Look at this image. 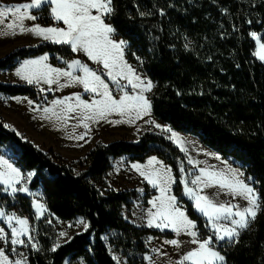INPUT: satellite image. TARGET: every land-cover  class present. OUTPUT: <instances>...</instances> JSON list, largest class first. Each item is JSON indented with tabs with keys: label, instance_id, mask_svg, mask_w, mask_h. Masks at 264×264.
Instances as JSON below:
<instances>
[{
	"label": "trees",
	"instance_id": "trees-1",
	"mask_svg": "<svg viewBox=\"0 0 264 264\" xmlns=\"http://www.w3.org/2000/svg\"><path fill=\"white\" fill-rule=\"evenodd\" d=\"M112 6L109 21L128 43L129 61L154 84L153 115L176 131L196 136L256 180V218L233 243L218 249L225 264H264V61L253 55L257 45L250 36L256 32L264 43V0H113ZM44 53L52 54L53 62L57 56L65 61L76 57L68 45L42 43L12 51L0 59V68ZM0 92L43 97L28 84L0 82ZM53 96L48 93L46 98ZM4 150L22 171L34 173L29 187L42 189L52 215L61 220L80 216L88 224L52 251L56 232L36 219L31 197L0 189V205L37 229L39 248H29L28 264H119L110 247L133 260L147 252L148 235L171 236L125 219L123 207L135 192L116 190L106 180L113 160L124 155L141 162L155 155L168 164L176 178L175 195L200 234H209L207 220L182 195L180 167L189 168L186 155L162 134L147 132L137 142H99L83 158L69 162L42 150L0 118V153Z\"/></svg>",
	"mask_w": 264,
	"mask_h": 264
},
{
	"label": "rangeland",
	"instance_id": "rangeland-1",
	"mask_svg": "<svg viewBox=\"0 0 264 264\" xmlns=\"http://www.w3.org/2000/svg\"><path fill=\"white\" fill-rule=\"evenodd\" d=\"M27 2H30V0H0V5H15ZM31 13L33 15H37L38 19L36 21L25 20V27H31L34 24H39L43 27H63V24L61 22H57L51 19L49 5H43L40 9H32ZM109 17L110 16L105 18V23L112 26L109 21ZM11 19H14V17H9V20ZM9 20H6L4 25H0V31L9 33L15 31L16 34L0 35V59L5 58L12 51L19 48L34 47L42 43H52L50 41L43 40L42 37L36 36L33 33L21 32L19 28H16L14 30L7 29L6 24L9 22ZM111 38L117 42L122 40L117 36L116 32L111 34ZM127 45L128 43L125 42L124 59L135 69L136 73L145 82H152L149 76L145 73V71L141 69V67L137 63L129 61L126 52ZM75 54L76 57L74 59L80 60L82 63L87 64L90 68L95 70L100 67L95 62L90 60L82 51H77L75 52ZM44 55L48 56V60L46 61V63L50 64L52 67L67 70V64L65 63V60L57 56V61L53 62L52 54L50 53H44L36 57L21 59L13 68H0V82L2 83L28 84L33 85L39 90L41 88L45 89V91H41L43 97L39 98L38 100L30 98L26 95L12 96L0 92V118L11 128L15 129L24 138L33 141L39 148L46 152L60 155L69 162H76L79 159L83 158L88 153V151L99 142L108 144L119 139L137 142L139 138L147 132L162 134L173 140L174 143L181 148V150L186 155L187 163L189 159L196 162L193 164L188 163L189 168H185V166L182 165L184 171L181 172L180 177L182 184V195L184 198L191 201L193 205H195V201L190 196L184 193V183H182V179L188 182V187L200 191L202 195H208L210 198H214V200L218 203L239 204L241 208L247 206V201L244 200L243 197L242 202L232 199L229 196L220 197L214 185L207 188H204L202 185H193L191 181L195 179L197 175H200L201 168H205L209 171H214L217 173H223V175L230 181H233L235 179L243 180L254 189L255 194L258 196V203L260 205V196L256 187V180L254 179V177L247 175L245 169L241 167V165H236L233 161L223 158L220 154L204 145L196 136L174 130L169 124L156 118L152 113V108L150 109L148 114L142 115L139 119L135 118V111H133L131 114L125 113L123 115H121L120 113H110L108 114L106 119H93L84 122H81L83 119V113L80 110H77L76 112H67L65 114L62 109H66L67 105H57L54 103V101L63 100L65 97L71 96L73 97V99L69 101V103L75 105L76 100L74 94L76 93H80L81 99L87 101L88 103H91L94 98L99 99V96L91 92H85L83 86L80 84H71L63 88H60L57 84H53L51 86L53 90L47 91L49 86L47 84H44L43 81H41L40 84H29L26 80L16 75V70L24 61L38 59L39 57ZM71 61L72 60L67 62L70 63ZM74 74L83 75V73L78 69L75 70ZM101 74L104 76L106 82L109 83V87L110 90H112L113 96L119 99V97L123 95V92L115 89V85L112 84L111 81L107 80L106 74ZM59 82L61 84H64L67 82V78L61 77ZM122 83L127 82L122 81ZM153 88L151 89V91L144 92V95L150 101V103ZM125 90L128 91L130 95H135L140 91V89H132L131 85H129ZM48 93H53L54 96L48 99L46 98V95ZM29 101H31L32 103L29 104ZM44 109H52V111L45 112ZM129 120H133L134 122L129 123ZM115 121L120 122L116 123ZM149 121H154L155 123H149ZM84 123H87L88 128L84 127ZM156 125H160V127H156ZM166 129H171V131H166ZM84 133H87V135H84ZM172 133H176L175 138H171ZM80 136H83V139H80ZM0 157H3L4 160H7L8 163H10L14 168L19 169L21 172L22 178L16 184V187H26L28 188V192L18 191L16 193H23L30 196L32 199V204L34 201H39V203L45 205V211L43 215H39L36 212L34 205L33 208L37 220L43 219L45 223L51 224L54 228L56 232L55 245L68 241L75 233L85 231L84 225L77 223L82 217L78 216L72 220H61L50 213L47 208L45 196L42 189H30L29 187V182L32 176L29 178L28 174L33 172L22 171L19 167H17L14 164L13 160L10 158L9 152L7 150H4L2 153H0ZM153 157L156 158V163L150 165L149 161ZM133 165L142 166V170L146 172L154 171L160 168H170L171 176L173 180L176 181L172 168L155 155L149 156L142 162L133 160L129 156L124 155L114 159L111 164L110 170L106 173V180L112 188L116 190H132L135 192V195L130 200V203L123 207V215L126 220L139 227H148L161 232H169L171 236L148 235L145 240L148 249L147 252L138 255L137 258H134V256L131 257L133 258V260H130L128 256L120 251L114 250L112 247L109 248L111 254L116 258L115 260L119 264H176V262H178L184 254H186L193 248L198 247V245L192 244L190 242L193 238L185 231H182L179 235H177L176 232L171 228H157L155 227V225L151 227L148 226V210L152 209V211H155V209L152 208V204L149 202L160 195V187L149 184L148 181L143 176H141L135 168L132 167ZM2 170L4 169L2 166H0V171ZM233 173H235V175H233ZM5 187L8 188V191L3 190ZM174 187L175 182L169 185V194L176 196L174 193ZM0 189L5 193L15 194L12 193L11 186L0 184ZM226 191H228V193L230 192L228 189ZM231 199L235 201H232ZM236 201L239 203H237ZM177 206L180 207L188 216L186 206L178 200V197ZM0 210L4 211L6 214L4 217H0V227L4 228L5 232L8 234L7 242L5 240H0V248L4 249V255L8 257V264H15L16 260H22L24 261V264H28L27 252L29 248H33L32 244L36 245V248L33 249L39 248L36 237V227L33 228L26 217L17 214L15 211L8 210L2 205H0ZM196 211L207 220L209 234L201 235L197 223L188 216L190 220L195 222V229L192 230L197 232L198 238L200 240L212 236L213 241L210 246L213 247L215 251H218L221 255H223L219 251L218 247L233 243L238 237L234 238L232 242H229L227 239L225 241L216 240L214 236V230L211 228V225L208 222V218L205 217L197 209ZM258 212L259 210H257V213ZM13 214L16 217H19L21 219L26 218L28 220V227L33 240L28 241L26 236L21 237L26 241L25 245H12L10 243L11 229L8 227L7 217ZM38 216L39 218H37ZM253 221L254 220H251L249 226L253 223ZM156 223H159V221H156ZM220 223L227 222L220 221ZM12 224L13 226L18 227L15 220L12 221ZM70 224L72 225V227H69ZM243 230H239L240 233ZM61 232H66L67 235L62 237L60 236ZM172 239L179 240L181 242L180 245L176 246L165 243V241ZM13 248H15V251L12 250ZM147 257H150L151 259H147ZM185 264H191V262H185ZM216 264H225V261L216 262Z\"/></svg>",
	"mask_w": 264,
	"mask_h": 264
},
{
	"label": "snow or ice",
	"instance_id": "snow-or-ice-1",
	"mask_svg": "<svg viewBox=\"0 0 264 264\" xmlns=\"http://www.w3.org/2000/svg\"><path fill=\"white\" fill-rule=\"evenodd\" d=\"M112 4L113 0H30L27 3L0 5V25H4L5 21L9 20V17H14L6 24L7 29L14 30L19 28L21 32L33 33L42 37L45 41L68 45L73 52L82 51L90 60L100 66L94 70L80 60L74 59L70 63L65 61L67 70L54 68L46 63L48 56L44 55L38 59L24 61L16 70V75L26 80L29 84H40L43 81L44 84L49 86L47 91L53 90L51 87L53 84H57L60 88L71 84H80L85 92L97 94L99 99L94 98L91 103L82 100L80 93L74 94L75 105L69 103L73 99L71 96L65 97L63 100L54 101L57 105H67L66 109H62L65 114L80 110L83 113L81 122L93 119H106L110 113L123 115L125 113L131 114L133 111H135V118L139 119L142 115L148 114L151 109V103L144 95V92L151 91L153 88L152 82H145L136 73L135 69L127 63L124 59L125 42L123 40L119 42L113 40L111 34L115 32V29L105 23V18L114 12ZM43 5L50 6L51 19L61 22L63 27H43L39 24H34L31 27L24 26L25 20L36 21L38 19V16L33 15L31 10L40 9ZM248 23L251 24L252 21L249 20ZM9 34L15 35L16 33L15 31L10 33L0 31V35ZM250 36L257 45V50L253 55L264 61V43L261 42L260 35L256 32H251ZM77 69L83 75L74 74ZM101 73L106 74L107 80L115 85L116 90L123 92L119 99L113 96L109 83L106 82ZM61 77H66L67 82L61 84L59 82ZM122 81L127 83H122ZM129 85H131L132 89H140V91L135 95H130L125 90ZM40 91L43 92L45 89L41 88ZM31 103L29 101V104ZM44 111L49 112L52 109H44ZM115 122L119 123L120 121ZM128 122L132 123L134 121L129 120ZM149 123L155 122L149 121ZM84 127L88 128L87 123H84ZM156 127H160V125H156ZM166 131H171V129H166ZM84 135H87V133H84ZM175 137L176 133H172L171 138ZM79 138L83 139V136ZM153 163H156L155 157L149 161L150 165ZM188 163L193 164L196 162L189 159ZM0 166L4 169L0 171V184L11 186L12 193L18 191L28 192L26 187H16V184L22 178L19 169L14 168L3 157H0ZM132 167L149 184L160 187V195L149 202L155 211H152V209L148 210V226L155 225L157 228H171L177 235L185 231L193 238L190 242L198 245V247L184 254L176 264H185V262H191V264H216V262H224L225 257L210 246L213 237L209 236L200 240L197 232L192 230L195 229V222L190 220L186 213L177 206V197L169 194V185L175 182L171 176V169L160 168L146 172L142 170L140 165H133ZM180 170L181 172L184 171L182 165ZM33 175L34 173L28 174L29 178ZM182 183H184V193L195 201V208L208 218L216 240L225 241L227 239L232 242L234 238L239 237V230L246 229L251 220H254L257 216V210L260 208L258 196L255 194L254 189L243 180L235 179L230 181L223 173L201 168L200 175H197L191 181L193 185H202L204 188L218 185L221 189H228L234 195L242 196L247 201V206L243 208L239 204L218 203L214 198L202 195L200 191L188 187L186 180L182 179ZM3 190L8 191V188L5 187ZM33 205L36 212L39 215H43L45 205L39 203V201H34ZM5 215V212L0 210V217ZM13 220H15L18 227L13 226ZM156 221H159V223H156ZM220 221L227 223H220ZM77 223L83 224L85 230H87L88 225L82 218ZM7 224L11 229L10 243L12 245H25L26 241L21 238L25 236L28 241L33 240L26 218L21 219L13 214L7 217ZM69 227H72V225L70 224ZM66 235V232L60 233L62 237ZM7 238L8 234L4 228L0 227V240L7 242ZM165 243L179 246L181 242L177 239H172L165 241ZM32 247L36 248V245L32 244ZM58 247H60L59 244L55 245L52 251H55ZM12 250L15 251V248ZM113 259L116 258L113 257ZM147 259L151 258L147 257ZM0 264H8V257L4 255V249L2 248H0ZM15 264H24V261L16 260Z\"/></svg>",
	"mask_w": 264,
	"mask_h": 264
},
{
	"label": "bare ground",
	"instance_id": "bare-ground-1",
	"mask_svg": "<svg viewBox=\"0 0 264 264\" xmlns=\"http://www.w3.org/2000/svg\"><path fill=\"white\" fill-rule=\"evenodd\" d=\"M214 187H216L217 193H219L220 197L229 196L230 198L235 199V200H237L239 202H242V200H243L242 196L234 195L232 192L228 193V191H226L227 190L226 188L225 189H221L218 185H214ZM215 196H217V195H215ZM235 200H232V201H235ZM239 202H237V203H239Z\"/></svg>",
	"mask_w": 264,
	"mask_h": 264
},
{
	"label": "crops",
	"instance_id": "crops-1",
	"mask_svg": "<svg viewBox=\"0 0 264 264\" xmlns=\"http://www.w3.org/2000/svg\"><path fill=\"white\" fill-rule=\"evenodd\" d=\"M42 55V54H41ZM39 56V55H38ZM21 135V134H20Z\"/></svg>",
	"mask_w": 264,
	"mask_h": 264
}]
</instances>
